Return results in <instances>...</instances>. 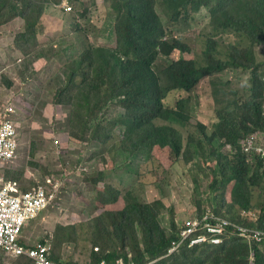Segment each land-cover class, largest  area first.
Returning <instances> with one entry per match:
<instances>
[{"label":"rangeland","instance_id":"obj_1","mask_svg":"<svg viewBox=\"0 0 264 264\" xmlns=\"http://www.w3.org/2000/svg\"><path fill=\"white\" fill-rule=\"evenodd\" d=\"M26 1L47 8L41 17L42 32L38 34L41 46L31 43L28 49L29 66L19 62L17 52L10 45L14 41L12 38L0 39V122L6 114L5 110L11 107L19 113L21 132L20 159L18 157L11 162L2 176L15 183L17 191L19 185L23 190L44 186L50 197V208L26 226L23 233L25 242L35 246L43 239L53 237L58 255H67L69 259L86 264L94 248L102 250V246L95 247V243L99 237L107 236L104 230L106 224L116 217L114 214L123 205L126 206L129 194L143 202L163 201L166 208L162 209L159 221L170 233L175 232L172 221L179 226L184 219L207 212L216 217L234 219L237 214L250 215L259 211L260 204L241 213L231 207L236 197L229 202L232 189L229 190L233 188L228 182L230 171L225 173L220 159L222 153L232 154V149L216 143L214 139L219 122L218 112L237 92L240 103H244L242 96L251 77L249 73L238 71L237 75L236 70L229 68L205 76L189 91L175 90L168 95L165 102L171 107L180 99L189 101L188 121L176 115L156 121L157 126L169 125L182 133L183 148L178 159L173 161L170 150L161 146H157L155 151L146 146L135 150L132 148L135 141L124 143V132L120 127L113 129V137L96 132L95 128L86 131L84 125L88 119L83 117L88 111L79 104L82 103V96L91 90L89 84L85 88L79 85L72 87L73 90L64 95L61 103L56 97L59 87H64L68 79L71 60L77 59L90 45L101 50L94 54L97 61L93 65L84 66L89 71L88 80L93 81L101 75L107 83L100 85L99 97L104 98L111 93L113 84L103 72V60H110L109 54L116 50L132 53L125 46L128 35L124 39L125 28L121 27V18L113 11L112 0H86L81 4V8H88L85 17L75 13L81 23V32L70 24L66 27L72 31H63L64 20L59 15L61 5L58 0ZM69 1L64 0L62 6L72 5ZM75 1L77 12H81L80 3ZM166 1L145 0L160 20L157 24L160 39H167L179 47L187 46L192 52L182 54L178 48L168 56L161 51L155 63L158 71L181 57L207 66L209 39L217 41V59L221 54L231 53L230 47L238 40L235 29L216 28L209 7H202L198 15L183 17L179 14L174 19L175 15ZM3 17L0 16V21L4 20ZM23 22L16 21L0 29L15 33L14 29L21 30ZM51 48H55L57 54L53 55ZM255 54L257 59H264L263 44L255 49ZM33 59L40 66L37 70L30 68ZM20 65H23L22 68ZM78 77H83V70L79 71ZM70 98H73L72 103ZM128 118L126 103L115 102L110 104L106 113V119L111 123L104 124L111 129L114 128V121ZM198 129L203 132H198ZM136 139L140 140V136L136 135ZM101 172L106 178L97 180ZM215 178L219 179L218 192L213 191ZM225 198L228 202L223 207L221 201ZM259 201L261 203V200L255 199L254 203ZM183 249L179 251L182 255L188 251L182 252ZM3 260L4 255L0 254V264H4ZM5 261V264L21 262L8 257Z\"/></svg>","mask_w":264,"mask_h":264},{"label":"trees","instance_id":"obj_2","mask_svg":"<svg viewBox=\"0 0 264 264\" xmlns=\"http://www.w3.org/2000/svg\"><path fill=\"white\" fill-rule=\"evenodd\" d=\"M21 1L0 0V16H4V20L0 21V28L9 26L16 21H24L21 30L14 29L15 33L0 29V39L9 40L12 38L14 41L10 45L17 52L19 62L24 66H29L30 53L28 49H30L31 43L34 46H41L42 41L38 34L42 32L41 17L47 8L36 2ZM77 1L80 3V8L81 4L86 2V0ZM148 1L153 2V0ZM69 2L73 6L76 3L75 0ZM166 2L172 14L175 15L174 19H177L179 14L183 17L198 15L202 7H209L216 28L235 29V36L238 40L230 47L231 53L221 54L217 59L215 55L217 41L209 39L206 50L207 66L198 64L196 60L181 57L172 60L162 71H158L155 63L161 51L168 56L178 48L182 54L192 51L187 46L179 47L167 39H160L159 26L157 25L160 20L145 0H112L113 11L121 18V27L125 28L124 39L128 35L125 39V46L132 53L123 51L121 53L116 50L109 54L110 60H103V72L108 75L111 84H113L111 93L104 98L99 97L100 85L107 83L104 78L100 77L101 75H98L93 81L88 80L89 71L85 70L84 66L93 65L97 61L94 54L101 50L98 46L93 48L90 45L77 59L71 60L68 79L64 87H59L56 94V97L59 98L58 102L64 101V95L71 92L72 87L79 85L85 88L89 84L91 90L82 96V103L79 104L81 108L88 111L87 115L83 117L88 119L84 125L86 131L95 128L96 132L106 133L107 136L109 135L108 137H113V129L120 127L119 129L124 132V143L135 141L132 145L135 150L146 146L155 151L157 146H161L165 150H170L174 161V158L178 159L182 152V133L169 125L157 126L156 121L171 115L188 121L189 101L180 99L176 101L174 107H171L165 102L168 95L175 90L189 91L195 88L205 76L229 68L236 70L237 75L238 71L244 74L249 73L251 77L242 96L245 98L244 103H240L239 92H237L222 110L219 109L217 135L214 139L216 143H221L222 146H229L232 149V154L222 153L220 159L225 166V173L230 171L228 182L233 188L230 187L229 190L230 192L232 189L229 202L232 199L235 200L236 197V202L231 207L241 213L252 207L256 208L260 204L257 219L248 218L250 216L243 213L237 214L233 220L241 225L245 224L253 228L258 226L264 229V157L255 149L246 151L244 148L246 140L254 138V134L257 143L264 144V59L258 58L259 61L255 54V49L261 44L264 45V0H167ZM57 3L61 5L59 15L64 20L63 31H72L66 27L67 24H70L72 28H77L81 32V23L77 20L75 13H80L82 17H85L88 8L82 7L81 12H77V7L74 6L71 11H66V7L62 6L64 0H58ZM178 43L181 44L182 41H178ZM51 52L53 55L57 54L55 48H51ZM213 59H217V61ZM30 68L37 70L40 66L33 59ZM80 70H83V77H78ZM10 85L13 86V84ZM72 99L70 98V103H72ZM121 101L128 107L129 118L114 121V128L109 129L104 124L111 123L106 119V113L111 103ZM98 111H101L99 116ZM103 111L104 113L101 115ZM4 113L6 114L3 115V120L8 118L15 123L19 131L20 145L19 113H9L8 108ZM95 119L100 121H94ZM198 132H203V130L198 129ZM136 135L140 136V140L136 139ZM205 136L207 135L205 134ZM95 137L99 138V136ZM20 150L21 148H19L21 153ZM20 153L17 156L19 159ZM14 160L6 163L4 169ZM105 178V173L101 172L97 180ZM6 181L12 182L7 179ZM218 184L219 179L215 178L214 192L220 191ZM19 187L21 191L36 188L34 186L23 190L21 185ZM255 199L261 200V203L260 201L254 203ZM221 202H223V207H226L228 202L226 198ZM125 204L126 206L123 205V208L114 214L116 217L110 219L111 222L106 224L104 230L107 236L99 237L98 242L95 243V247L101 245L102 250L97 251L94 248L90 253L91 259L86 264H99L104 258H107L111 264H115L121 256L126 260H135L141 264L146 262H151V264H185L187 262L188 264H264V250L257 245L251 246L244 239L233 235L226 236L221 245L205 243L198 245L200 249L188 246L182 250V252L188 250L184 255L181 252L168 255L173 241L178 239L184 222L176 226V223L172 221L175 232L170 233V230L167 231L159 221L162 209L166 208L163 201L143 202L133 194H129ZM49 208L50 206L47 209ZM101 228H103V224H101ZM62 229H66V227H62ZM52 239L53 237L43 239L37 245L50 247L51 257L56 262L83 264L69 259L67 255H58ZM102 241L104 243H100ZM0 254L4 255V264L6 257L10 260H18L12 259L4 251H1ZM170 258L171 261H169ZM19 260L21 262L16 261L14 264H25L26 262L24 258Z\"/></svg>","mask_w":264,"mask_h":264},{"label":"built area","instance_id":"obj_3","mask_svg":"<svg viewBox=\"0 0 264 264\" xmlns=\"http://www.w3.org/2000/svg\"><path fill=\"white\" fill-rule=\"evenodd\" d=\"M69 5L66 10L71 11ZM9 113L15 109L8 108ZM19 131L11 119L1 121L0 125V252L4 251L12 259H26L25 264H64L51 257V248L44 245L31 246L25 242L23 233L26 226L50 206V197L44 186L28 191L16 189L13 182L6 181L2 172L4 165L17 158L19 153ZM252 142H250V146ZM20 188V187H19ZM257 219V213H250ZM244 215H248L244 213ZM248 215V216H250ZM178 239L172 243L168 255L185 247L195 248L201 244L221 245L225 236H236L257 245L264 250V229L241 225L233 219L216 217L207 212L204 215L187 218L183 221ZM99 264H111L107 258ZM115 264H141L135 260L119 257Z\"/></svg>","mask_w":264,"mask_h":264},{"label":"clouds","instance_id":"obj_4","mask_svg":"<svg viewBox=\"0 0 264 264\" xmlns=\"http://www.w3.org/2000/svg\"><path fill=\"white\" fill-rule=\"evenodd\" d=\"M73 6V5H72ZM254 136V135H253ZM256 137V135H255ZM254 138H249L247 140V142L245 143V150L246 151H250L251 149H255L257 153L261 154L264 157V144H258L257 141ZM250 142H252V145L250 146ZM187 219V218H186ZM185 220V219H184ZM183 220V221H184ZM226 237V236H225ZM225 237H224V241H225ZM228 237V236H227ZM224 243V242H223ZM222 243V244H223ZM196 248V247H195ZM198 248V246H197ZM173 255V254H172Z\"/></svg>","mask_w":264,"mask_h":264}]
</instances>
